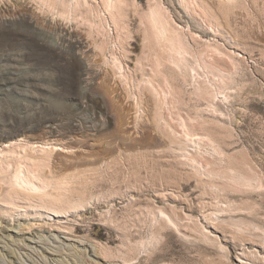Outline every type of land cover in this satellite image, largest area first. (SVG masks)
Segmentation results:
<instances>
[{
	"label": "rangeland",
	"instance_id": "1",
	"mask_svg": "<svg viewBox=\"0 0 264 264\" xmlns=\"http://www.w3.org/2000/svg\"><path fill=\"white\" fill-rule=\"evenodd\" d=\"M81 1L78 11L91 9L95 23L50 18L33 0H0V135H9L0 138V158L12 145L51 148L44 173L68 176L61 192L84 199L60 210L0 195V230L12 236L0 238V263L264 264V0H238L229 12L216 0H198L195 11L161 0L191 50L211 49L206 59L236 67L227 99L207 106L167 73V62L160 66L179 90L176 110L218 146L219 175L181 156L154 125L144 81L152 66L137 21L144 0L122 3L118 29L102 0ZM113 56L126 86L112 73ZM32 153L33 161L41 156ZM238 159L257 185L239 187L226 176Z\"/></svg>",
	"mask_w": 264,
	"mask_h": 264
},
{
	"label": "bare ground",
	"instance_id": "2",
	"mask_svg": "<svg viewBox=\"0 0 264 264\" xmlns=\"http://www.w3.org/2000/svg\"><path fill=\"white\" fill-rule=\"evenodd\" d=\"M33 1L38 5L40 10L48 13L50 18L51 16H56L60 20H68L70 18H75L76 15H80L83 19L85 18L87 21L95 23L94 17L92 16L93 11L91 9L85 8L83 11H78L79 7L82 5L81 0ZM175 1L184 9L192 6V10L195 11L196 2L198 0ZM125 2L126 0H102L103 8L110 14L111 21H113L117 29L120 25V17L124 12L122 3ZM132 2L133 5L136 6L135 0H132ZM216 2L224 12H229L235 7L238 0H216ZM203 14L206 18H209V20L214 21L215 17L207 9H203ZM95 17L97 18L96 22L98 27L103 29V22L105 19L101 18L98 14ZM137 21L140 29V48L142 53H145V57L143 55L144 60L146 61V59H149L151 63L150 68L152 66V69L145 74L149 75L147 77H151V79H144V81L147 83L145 88L152 101V116L155 127L168 138L170 144L175 145L176 149L182 152L180 154L181 156L188 158L191 162L195 161L198 163L200 160H203L207 169L210 171L209 174H221V171H219V167L221 166L218 162L221 160L217 157V155H219L218 146L215 141H213L214 139L209 137L207 133L201 132L202 130L195 125L190 116L183 115L179 112L181 108L176 110V108H178L177 104L179 105L180 103L179 90L177 91L173 88L169 78L166 77L167 75L161 74L163 71L160 70V66L164 62H167L168 65L165 68L167 73L178 79L182 84L185 85L188 83L191 85V94L199 101L205 100L207 106H210L209 104H215V101L220 99V96H222L221 101H224L229 96L227 90L229 91V88H231L230 84L233 80L232 75L235 73L236 68L233 66L235 65H230V68H227L228 71L226 69L223 70L221 67H218L220 63L217 61L219 59L215 58L214 54L211 55L214 62L211 59H206V57H210L209 52L214 53L213 50L207 49L198 52L191 50L183 37L185 33L173 23L169 12L163 7L161 0H144L142 8L138 13ZM14 33L21 34L22 31L16 29ZM88 33L92 34L91 30H88L87 34ZM100 33L104 35V32ZM104 42L105 41L101 39L99 46L102 50L105 48ZM47 44L48 43L45 42L41 43L43 46ZM114 56L110 62L112 73L115 76L117 75L120 82L126 86L128 85V78L125 75V71L122 70L121 61L118 57ZM104 62L106 63L105 59ZM217 63H219L218 66L216 65ZM126 91L128 92L127 88ZM211 111L216 112L217 109L212 108ZM52 126L54 125H51V127ZM8 136L7 134H2L0 138L2 139V137L6 138ZM32 151L41 153V156L39 155L35 161H33L34 159L32 160V158H35L34 154L36 153L33 154ZM52 151L51 148H39L36 150L27 144L10 146V149L7 150L10 156L5 155L6 157L4 156L3 159L0 158V195L2 198L11 204H14L15 198H21L31 202L35 201L38 205L50 209L61 210L71 205L78 206L80 202L84 200L82 196H67L65 193L61 192V189H65L63 181H65L64 179H67L68 176L62 177V175H57L58 177L54 179L44 173L45 168L48 169L49 167V157ZM228 164V168H233L234 172L228 171L226 172V176L237 186L251 188L259 183V177H257L255 173L250 172V166L245 167V165L248 164L246 160L242 161V159H238V161L234 163L229 161ZM213 169H216V173L211 172ZM222 186L224 189L226 187L229 189H236L230 186ZM218 209L222 210L220 207ZM174 218L172 215V219H165L164 217L163 221L160 219L159 221L163 222L164 228H170L168 225V222H171L170 219L178 224V220ZM179 225L180 223L178 226ZM3 230H0L1 240L11 239L12 236L10 234H5V231L8 232L7 229L4 230V232ZM204 236H206V234ZM13 242L24 243V240L14 239ZM34 243L37 244V242ZM11 256L15 257L16 262L20 260L19 252L16 250H12ZM1 258L4 259L3 254H0V259ZM51 261L57 262L55 259ZM9 263L10 262L6 264Z\"/></svg>",
	"mask_w": 264,
	"mask_h": 264
}]
</instances>
